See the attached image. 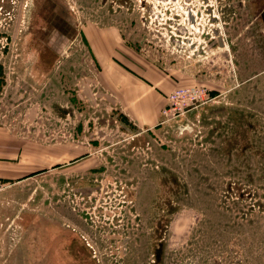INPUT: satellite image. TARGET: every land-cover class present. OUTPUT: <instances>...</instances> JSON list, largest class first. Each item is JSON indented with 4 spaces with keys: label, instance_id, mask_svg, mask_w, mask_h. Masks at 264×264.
<instances>
[{
    "label": "rangeland",
    "instance_id": "1",
    "mask_svg": "<svg viewBox=\"0 0 264 264\" xmlns=\"http://www.w3.org/2000/svg\"><path fill=\"white\" fill-rule=\"evenodd\" d=\"M31 1L3 0L12 28L0 10V128L26 172L0 179V264H264V0H61L77 31L51 69L25 48ZM97 34L119 69L210 100L168 120L161 95L140 124Z\"/></svg>",
    "mask_w": 264,
    "mask_h": 264
},
{
    "label": "crops",
    "instance_id": "2",
    "mask_svg": "<svg viewBox=\"0 0 264 264\" xmlns=\"http://www.w3.org/2000/svg\"><path fill=\"white\" fill-rule=\"evenodd\" d=\"M113 31L110 32L114 38ZM109 36L97 34L94 51L95 60L101 68H104L106 87L122 102L127 103L128 114L132 118H136L140 124L156 125L161 117V113L159 114L161 95L169 94L167 90L163 89L169 86L166 78L163 79L161 73L148 69L143 71V75H136L125 67V69H119L113 65L110 61L112 53H109V50L113 49L111 48L112 41L110 42V39L113 40V38ZM99 40L103 42L100 43ZM154 104H158L157 108L154 107ZM20 152L16 137L9 131L0 128V179L5 183L11 184L26 174L21 161L15 162L21 154Z\"/></svg>",
    "mask_w": 264,
    "mask_h": 264
},
{
    "label": "flooded vegetation",
    "instance_id": "3",
    "mask_svg": "<svg viewBox=\"0 0 264 264\" xmlns=\"http://www.w3.org/2000/svg\"><path fill=\"white\" fill-rule=\"evenodd\" d=\"M1 3L0 10L4 17L8 16L4 20L12 28L16 23V9L7 7L3 0ZM28 12L30 22L23 33L25 48L36 54L40 61V64H33L32 69H51L59 51L74 40L76 24L61 0H32ZM2 69L3 64L0 63Z\"/></svg>",
    "mask_w": 264,
    "mask_h": 264
},
{
    "label": "built area",
    "instance_id": "4",
    "mask_svg": "<svg viewBox=\"0 0 264 264\" xmlns=\"http://www.w3.org/2000/svg\"><path fill=\"white\" fill-rule=\"evenodd\" d=\"M210 100L206 90L197 87H179L167 96V106L163 110V117L168 120L175 119L181 114L191 112ZM0 181V190L2 189Z\"/></svg>",
    "mask_w": 264,
    "mask_h": 264
},
{
    "label": "water",
    "instance_id": "5",
    "mask_svg": "<svg viewBox=\"0 0 264 264\" xmlns=\"http://www.w3.org/2000/svg\"><path fill=\"white\" fill-rule=\"evenodd\" d=\"M215 34L217 35L220 46L223 47L224 44H223V40L221 39V34L218 31H215Z\"/></svg>",
    "mask_w": 264,
    "mask_h": 264
}]
</instances>
